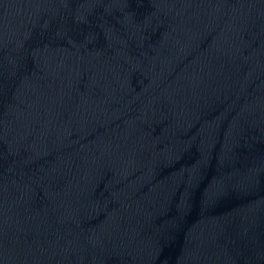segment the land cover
I'll use <instances>...</instances> for the list:
<instances>
[{"label":"water","instance_id":"95a60500","mask_svg":"<svg viewBox=\"0 0 264 264\" xmlns=\"http://www.w3.org/2000/svg\"><path fill=\"white\" fill-rule=\"evenodd\" d=\"M0 264H264V0H0Z\"/></svg>","mask_w":264,"mask_h":264}]
</instances>
